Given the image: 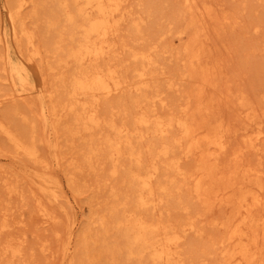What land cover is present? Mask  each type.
Wrapping results in <instances>:
<instances>
[{"label": "bare ground", "instance_id": "bare-ground-1", "mask_svg": "<svg viewBox=\"0 0 264 264\" xmlns=\"http://www.w3.org/2000/svg\"><path fill=\"white\" fill-rule=\"evenodd\" d=\"M128 1L0 0V80L11 87L10 92L0 94V104L34 94L32 105L38 109L40 122H30L26 138L0 117V134L7 142L6 148L0 147V157L9 164L8 171L0 166V183L8 195L22 197L10 171L29 182L34 213L43 226L57 224L62 220L60 214L65 215L58 264H187L182 244L188 232L200 236L201 226L196 227L197 219L193 223L188 212L183 217L187 222L178 228L162 220L161 214L170 199L182 207L191 198L200 202L201 211L194 212L198 219L213 207L230 209L227 217L211 220L214 228L225 233L202 243L198 264L216 254L217 264H264V171L240 163L247 151L259 160L264 156L262 121L247 117L243 127L230 131L214 113L217 121L206 123L209 117L205 120L200 115L201 123H195L190 118L194 114L186 111L191 108L189 99L179 115L160 114L147 106L164 105L162 91L152 79L157 66L154 55H172L182 49L156 51L157 41L173 32L171 24L180 14L188 18L184 28L176 25L174 33L180 35L190 28L192 41L187 45L188 67L179 78L199 75L200 82L193 84L198 89L192 111L208 112L201 95L215 66L202 61L204 47L197 41L201 31L206 32L200 29L203 25L198 18L209 15L206 1L201 2L202 8L197 0H169L178 5L171 9L168 25L157 24L144 48L116 38L127 20L135 37L132 41L139 39L144 16L158 12L160 0H152L153 9L143 8L136 16L126 9ZM27 8L30 11L24 14ZM120 53L125 59L116 62ZM115 94H128V98L101 112L102 100ZM230 98L229 93L224 95L225 104L233 103ZM241 99H237V116H246L249 108ZM116 115L123 116L120 122ZM234 136L240 137L242 147L232 149ZM76 140L80 143L75 147ZM39 142L53 152L52 165L40 152ZM189 158L193 159L191 166L182 165ZM62 164L66 168L60 177L52 169ZM83 173L96 175L94 192L104 190L105 196L101 201L95 196L89 199L97 209L79 222L76 213L67 212L79 208L75 195L88 187L80 185ZM186 182L190 188L185 199L173 197ZM7 211L0 206V264H13V259L23 256L21 242L1 239L12 228Z\"/></svg>", "mask_w": 264, "mask_h": 264}, {"label": "rangeland", "instance_id": "rangeland-1", "mask_svg": "<svg viewBox=\"0 0 264 264\" xmlns=\"http://www.w3.org/2000/svg\"><path fill=\"white\" fill-rule=\"evenodd\" d=\"M172 1L174 2L175 0ZM203 1L204 0H197L196 4L201 5L203 8V5L201 4ZM205 1L210 9L209 15L198 18L203 25H199L202 26L200 29H205V33L207 34L204 33V30L201 31V36L198 38L200 40L197 41L200 42L199 44L202 48L204 47V50H201L202 61L205 59L204 63L211 68L215 66L211 70L214 73L212 74L210 72L209 81L203 86L204 92L201 95V97H204L203 103L209 105V108L207 107L209 109L207 110L208 112H204V115H202L203 112H200L201 114H196L192 111L196 104L194 94H196L195 91L198 89V85L193 86V84L200 82L201 78L199 75H193L188 79L179 78L180 74L188 67L187 59L190 54V47L187 45L191 44L192 41H189L191 38L190 33H192L190 28L184 29L183 33L180 35L174 33L177 30L176 25L178 26L181 24V28H184L185 22L188 18L187 15L181 17L180 14L177 16V20L180 23H178V21L172 23L171 25L175 27L174 30L172 29L173 32L159 39L156 45V51L169 48L172 50V53L174 52L175 47L178 49L182 48L183 50H177L179 51L178 55L180 54V50H182V54L179 55L180 58H176L178 56L176 53L177 51L174 54L171 53L172 55L168 52L164 54H160V52L156 55H154L155 53L153 54L157 66L153 72V75L155 76H151L153 77L152 79L155 80L156 84L154 85H157L156 87L158 90L162 91L164 105H160L159 102H154L153 104L147 103V106L149 105L148 107H153L156 109L155 111L160 114L173 113L179 115L180 108L189 99L188 102H190L189 106H191V108L188 107L186 111L189 115L194 114L192 115L193 117L190 118H193L195 123H201L202 120L200 119H202V117L205 120L209 117L206 121L204 120L206 123L207 121L208 123L211 121L214 122L213 120L217 121L221 118L230 131L243 127L245 122H247L246 118L251 117L255 120L262 121V141L264 142V0ZM173 2H170L169 0H160L156 8L158 11L156 12L157 14L153 13L152 16H144V20L140 26V33L138 34L139 39L132 41L135 37L134 34L130 32V22H127L126 20L121 24L116 40L124 41L136 48H144L150 41L152 33L158 28V26L168 25V16L170 15V12L173 14V10L171 11V9H173V6L176 7L178 5L175 4L176 1L175 3ZM171 4H173L172 8ZM143 8H150V10H152V0H129L126 9L135 12L134 16H136L143 10ZM29 11L30 8H27L24 10V14L29 13ZM158 16L160 17L159 20L157 19ZM179 19L182 20L180 21ZM0 24H2V22H0ZM27 25L30 26V21H27ZM38 38L41 46L42 38L39 36ZM40 49L42 51V62L43 64H46L47 59L44 56L45 53L43 47H40ZM181 55H185L186 58ZM124 59V53H120L115 57L116 62ZM47 75V83L49 84L50 76ZM168 82L171 83L173 87L172 85H170L171 88L168 87ZM10 91L11 87L8 83L0 80V94ZM188 92H192L191 96ZM227 93L230 94V99L233 100L232 104H225L224 95ZM34 98V94L27 95L24 99L13 97L0 104V117L2 120L26 138L30 135V122L40 125L37 113L38 109L32 105ZM127 98L128 94L111 95L102 100L100 103V111L104 112L109 107L114 106L117 102L125 101ZM238 98H242L241 101L247 102L249 111L246 116H243V114L237 116L236 110H238V103L240 102V100H237ZM213 113L216 117L218 116L217 120ZM115 118L117 122H120L123 116L116 115ZM40 133L37 134L36 138L39 139ZM173 134H176V131H173ZM233 140L235 142L233 141L232 149L243 146L240 137L235 138L234 136ZM79 143L80 140H76L75 147L78 146ZM0 147H7V142L1 134ZM38 147L44 158L47 159L49 165H52L53 152L42 142L38 143ZM179 149L180 147L177 148L178 152L180 151ZM192 163L193 159L189 158L184 160L182 165L189 167ZM240 163L250 164L264 171V156L259 160L252 152L247 151L244 152ZM7 164L8 163L0 157V166L2 168L4 167L3 169L6 171H8L7 167L9 168V164ZM65 168L66 165L62 164L60 167H54L52 171L56 172L61 177ZM104 173V171L100 173L99 177L103 176ZM10 174L11 180L15 178L17 180V187L22 190V197L17 195L10 196L5 191V185L0 183V206L8 209L7 221L12 224V228L7 232H4L1 239H12L17 241V243L21 242L23 253L22 257L13 259V264H58L59 260L57 251L60 249L62 243L65 222L63 216L65 215H62V213L60 214V220L61 218L62 220L57 224H49L46 226L41 225L38 217L34 213L35 201L30 192L31 186L29 185V182L24 180L21 176L15 177L11 171ZM95 176V174L84 173L79 176V180H81L80 185H87L88 187L84 188L81 193L75 195L76 206L78 205L79 208L77 207L76 210L69 209L67 212L71 213V211H73L76 213L77 217L79 216V222L85 221L89 216L88 213L97 209V204H92L91 206L89 199L95 196L97 197V201H101L105 196L104 190L100 193L94 192L93 187L95 185ZM8 179H10V177H8ZM188 188H190L189 183L183 185L178 193L173 194V197L178 196L185 199L188 193ZM67 192L70 195L68 190ZM185 200L186 202L183 203L182 207H176L172 199H170L168 201L170 206H164L167 210H163L161 216L162 220H168L175 226V228H178L187 222L184 220L187 212L191 215L193 223H195L194 221L197 219L196 227L201 226L202 233L200 236H196V233L188 232V235L185 236V240L182 244V249H184L187 264H198L197 259L200 255L201 247L205 243L207 244V240L209 241L210 238L214 237H221L223 233H225L220 227L214 228L213 225L215 224L212 223L214 221L211 220L217 219V221H220L219 219H222V217H227L226 215L229 213L230 209L213 207L209 212H203L205 215L203 214L201 216L202 212L201 214L199 213L201 217L198 219L197 216L199 215L196 216L194 212L195 209L199 208L200 210V202L195 198H191L189 201L187 199ZM101 204L102 203H99V206ZM186 206H190V209L187 208L184 210V207ZM155 213L158 214V211ZM155 213H153L154 217H157ZM262 214L264 215V212ZM193 218L195 219L193 220ZM182 219L183 221H181ZM178 222H180V224H177ZM60 234L62 235L61 238H59ZM259 239V243H262L263 240L260 237ZM218 259V254L207 256L202 264H217Z\"/></svg>", "mask_w": 264, "mask_h": 264}]
</instances>
